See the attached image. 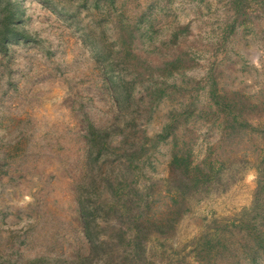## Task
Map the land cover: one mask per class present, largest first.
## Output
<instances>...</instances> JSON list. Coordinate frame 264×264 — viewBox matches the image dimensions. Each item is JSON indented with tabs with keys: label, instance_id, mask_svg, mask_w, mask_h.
Here are the masks:
<instances>
[{
	"label": "rangeland",
	"instance_id": "374dc122",
	"mask_svg": "<svg viewBox=\"0 0 264 264\" xmlns=\"http://www.w3.org/2000/svg\"><path fill=\"white\" fill-rule=\"evenodd\" d=\"M7 2L26 36L0 40V264H246L223 225L264 158V0H0V38Z\"/></svg>",
	"mask_w": 264,
	"mask_h": 264
},
{
	"label": "trees",
	"instance_id": "16d2710c",
	"mask_svg": "<svg viewBox=\"0 0 264 264\" xmlns=\"http://www.w3.org/2000/svg\"><path fill=\"white\" fill-rule=\"evenodd\" d=\"M8 5H10V3L7 2L5 26L1 31V38H0L2 43L5 44L3 47L5 50H7L6 41L8 38L16 37L17 33L21 36H26V33L21 29L19 30L14 29L15 28L13 26L14 10L8 8ZM213 94H214V100L216 106H218L219 108L218 110H216L218 113H224L226 115H229L234 110H237V105H235L234 103L223 102L220 98L221 96L216 94V91H214ZM88 127H89L88 139L90 141L91 146H93L94 148H99L100 151L103 150V148H106L105 147V145L107 144V135L105 134L106 132L97 128L92 121L89 123ZM235 130H237V128ZM197 169H199L197 171L199 176H201V173L203 171H206L207 174L204 176L208 180L212 178L211 175L213 174H215L214 175L215 178L220 179L219 176L220 168L216 169V165L215 167L212 166L205 170L203 166L200 164V167H198ZM258 170H259L258 186L251 207L247 209L240 217L232 220L231 222H225L223 225L225 226L224 230L231 231L233 235L237 233L242 234L245 237H248L254 243L253 246L244 241H239L236 246V250L239 251L240 254L244 256L245 258L244 260L246 261V264H264L263 262L264 260V158L261 160V163H258ZM79 202L82 205L81 212H82V218L85 223L84 225L88 231V229L92 228L91 217L93 216V214H91V211L89 209L90 207L88 206V200L80 199ZM122 204L124 205L125 201H123ZM105 207L110 208V210L112 211L113 219L115 221L114 223L115 227H118L119 225L126 226L127 224H129L131 228L135 229L136 232L142 233L145 232L151 225H153V223L150 222V220L147 219L145 215H141V213H139L138 215L126 213L125 211L120 210L119 209L120 207L118 205H113V206L108 205ZM134 207L140 209L141 202H136ZM218 242L219 244H221L220 239ZM230 253H233V251H230Z\"/></svg>",
	"mask_w": 264,
	"mask_h": 264
}]
</instances>
